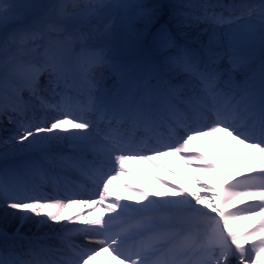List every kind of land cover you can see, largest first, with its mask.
Segmentation results:
<instances>
[{"label": "snow or ice", "instance_id": "1", "mask_svg": "<svg viewBox=\"0 0 264 264\" xmlns=\"http://www.w3.org/2000/svg\"><path fill=\"white\" fill-rule=\"evenodd\" d=\"M217 7L228 15L214 11ZM178 8L182 11L173 13L178 28L207 25L189 42H177L166 25L158 24L155 5L0 0V114H17L12 139L31 153L13 162L3 154L0 206L43 215L44 223L81 225L64 226L45 242L5 244L0 264H92L105 253L117 264H261L264 163L217 187H206L194 176L198 187L192 193L153 177L167 191L150 195L124 180L131 175L127 162L169 171L154 162L171 156L189 167L195 163V171L218 174L193 146L218 133L264 156V0L227 6L190 0ZM235 8L242 11L237 14ZM104 15L123 20L133 53L151 47L159 57L147 62L117 57L112 23L95 26ZM237 71L244 75L239 83L232 79ZM37 110L45 113L39 122L27 115ZM49 113L56 114L48 118ZM101 125L103 130L96 131ZM73 178L100 189L98 199L45 198L30 191L44 184L68 187ZM113 180L130 193L134 206L118 195L111 198ZM237 201L251 202L234 207ZM75 205L91 211L65 217L63 212ZM257 217L250 230L238 226Z\"/></svg>", "mask_w": 264, "mask_h": 264}, {"label": "bare ground", "instance_id": "2", "mask_svg": "<svg viewBox=\"0 0 264 264\" xmlns=\"http://www.w3.org/2000/svg\"><path fill=\"white\" fill-rule=\"evenodd\" d=\"M22 0H20L21 2ZM51 0H45L44 2L47 3ZM139 2L146 4L148 6H157V15H158V22L160 24L166 25L173 33L175 38L184 40L186 42H189L192 38L196 36V34L199 31H194L191 28H178L176 18L173 16L174 12L182 11V9L178 8L179 4H182V0H127V2ZM210 2H213L217 4L221 0H209ZM258 2L257 0H232L233 3L237 4H244L249 3L252 4L253 2ZM30 2L38 3V0H30ZM204 1H201V3ZM121 35H118V40L121 39ZM207 38L206 35H203L200 37V39L205 40ZM112 47L119 48L117 44H111ZM142 57L146 58L148 56H154L155 58H158L160 53L156 49L147 48L143 49L138 54ZM227 78V77H225ZM27 142H25L26 144ZM193 146L198 148L200 152L204 154V156L212 162L220 171L218 174L214 173H201L198 171H195V163H193L192 167H189L188 165H185L181 158L177 159L178 165L174 167H168L167 169L169 171H158V177L161 178L160 180L165 179L166 182H172L174 180L178 181L181 184L179 188L186 189L187 193L195 192L198 185L193 181L192 177H196L201 184L205 185L206 187H217L219 182L223 180L225 182V185L227 182H232L233 178L242 179L243 175L249 174L248 169L251 166L253 169L258 168L260 163L256 162V159L252 157L251 159H248L249 154H244V150L241 149V147H237L233 145L231 142H227L225 144V147L228 149L229 146H232L235 148L238 153L232 154L231 151L227 152L228 160H226L220 152V148H217V150L214 148L213 144L208 142V140H200L199 142L193 143ZM61 149L67 150L65 146H61ZM204 149V151H202ZM25 152L23 150V146L17 144L16 146H10L8 148L1 147L0 148V166H3L4 162L2 161L3 154L7 153V155H17L19 152ZM28 158H21L18 159L24 160ZM137 161V160H136ZM135 162V161H133ZM172 173V174H169ZM225 175V176H223ZM148 182H144L148 188L154 192H166L167 189L164 187H161L159 183H157V180L153 178V175L146 174L145 175ZM191 188V190L188 187ZM128 195L130 196V193L127 191ZM186 193V194H187ZM201 195H205L204 193H201ZM207 195H211V193H207ZM190 198V197H189ZM251 201H244L240 202L237 201L234 207H242L245 203H250ZM197 207H201L203 209V206L198 205ZM233 210V209H228ZM50 211V210H49ZM210 215H213L209 211ZM63 215L65 217H70L67 215V213L63 212ZM22 217H28L27 219H22ZM258 217L253 220H245V221H239L238 226L245 230H250L253 225H255L258 221ZM45 217L42 216H34L29 213H20L12 209H6L2 206H0V240L5 242H10L14 245H25L30 241H34L36 239H42L44 238H51L54 237L59 229H61L63 226H66L68 228L69 224H72L74 226H79V222H73L68 223L67 220L60 221L59 223H54L51 221H48L47 223H44ZM37 221H41V223H37ZM40 242H43L39 240ZM45 241V240H44ZM49 242H51L49 240ZM261 264H264V255L261 256ZM106 264V262H105ZM114 264H117V261H114Z\"/></svg>", "mask_w": 264, "mask_h": 264}, {"label": "rangeland", "instance_id": "3", "mask_svg": "<svg viewBox=\"0 0 264 264\" xmlns=\"http://www.w3.org/2000/svg\"><path fill=\"white\" fill-rule=\"evenodd\" d=\"M44 1L45 0H38V3H46ZM257 1H258L257 4L261 2V0H257ZM21 2H30V0H22ZM129 2H131V1H129ZM47 3H49V2L47 1ZM179 5H181V4H179ZM109 22H111L113 25V39H117L118 38L117 35H120V33L123 35L122 40H121L122 42L116 43V44H120L121 47L126 48L124 50V52L129 53L131 51L130 47H129V37L127 36L125 26H124V22L120 17L118 19H116V18H112V17L103 16L99 21L95 22V26L98 28H102L105 23H109ZM158 24H160V23L158 22ZM153 31H155V29H153ZM147 48H150V47H145L144 49H147ZM127 50H129V51H127ZM254 54H258L257 56L261 57V54H260L258 47L255 49Z\"/></svg>", "mask_w": 264, "mask_h": 264}]
</instances>
